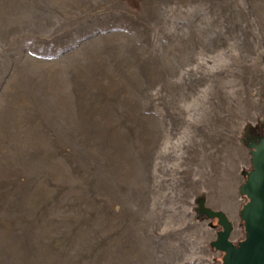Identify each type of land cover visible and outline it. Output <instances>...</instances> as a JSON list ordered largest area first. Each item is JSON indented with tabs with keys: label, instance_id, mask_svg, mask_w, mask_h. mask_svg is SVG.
I'll use <instances>...</instances> for the list:
<instances>
[{
	"label": "rangeland",
	"instance_id": "374dc122",
	"mask_svg": "<svg viewBox=\"0 0 264 264\" xmlns=\"http://www.w3.org/2000/svg\"><path fill=\"white\" fill-rule=\"evenodd\" d=\"M264 138V0H0V264H221Z\"/></svg>",
	"mask_w": 264,
	"mask_h": 264
},
{
	"label": "water",
	"instance_id": "95a60500",
	"mask_svg": "<svg viewBox=\"0 0 264 264\" xmlns=\"http://www.w3.org/2000/svg\"><path fill=\"white\" fill-rule=\"evenodd\" d=\"M251 166L240 186V194L247 199L239 212L243 240L231 242L232 225L226 215L207 211L220 228L211 246L222 254L221 264H264V138L253 153Z\"/></svg>",
	"mask_w": 264,
	"mask_h": 264
}]
</instances>
